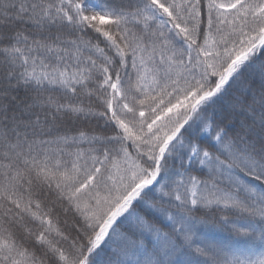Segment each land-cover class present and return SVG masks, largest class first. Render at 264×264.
I'll return each instance as SVG.
<instances>
[{"label":"snow or ice","instance_id":"snow-or-ice-1","mask_svg":"<svg viewBox=\"0 0 264 264\" xmlns=\"http://www.w3.org/2000/svg\"><path fill=\"white\" fill-rule=\"evenodd\" d=\"M0 264H264V0H0Z\"/></svg>","mask_w":264,"mask_h":264}]
</instances>
